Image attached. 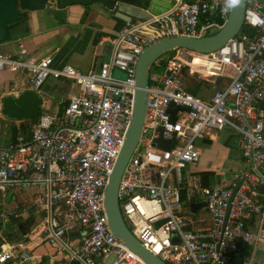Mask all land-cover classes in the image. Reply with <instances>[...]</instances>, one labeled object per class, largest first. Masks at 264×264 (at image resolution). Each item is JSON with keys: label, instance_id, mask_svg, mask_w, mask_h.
I'll list each match as a JSON object with an SVG mask.
<instances>
[{"label": "built area", "instance_id": "built-area-1", "mask_svg": "<svg viewBox=\"0 0 264 264\" xmlns=\"http://www.w3.org/2000/svg\"><path fill=\"white\" fill-rule=\"evenodd\" d=\"M171 1L163 12L125 23L112 40L111 57L88 72L56 66L50 55L21 59L0 51V70L30 73L31 88L40 94L50 76L77 89L38 116L30 139L20 134L0 145V202L11 191L34 189V205L43 212L36 239L56 247L70 264H146L112 232L105 205L132 119L138 57L160 38L221 28L232 9V0ZM244 26L253 30L247 42L236 36L209 53L180 48L161 57L151 72L140 139L146 150H134L119 203L137 239L168 264H233L241 246L264 243V0H247ZM194 80L199 94L188 90ZM172 104L189 108L178 110L174 122ZM226 127L237 131L244 163L229 179L232 185H204L199 175L187 179L186 168L201 157L197 142ZM160 128L171 141L169 150L155 142ZM201 201L207 202L210 224L189 229L193 221L181 209ZM20 215V209L0 211V218ZM75 229L79 236L72 239ZM26 247L4 241L0 264H25L33 258ZM245 264H259L256 250Z\"/></svg>", "mask_w": 264, "mask_h": 264}, {"label": "crops", "instance_id": "crops-1", "mask_svg": "<svg viewBox=\"0 0 264 264\" xmlns=\"http://www.w3.org/2000/svg\"><path fill=\"white\" fill-rule=\"evenodd\" d=\"M171 5V0H141L135 4L117 0L111 9L95 3L90 6L74 5L66 9L57 5L60 10L57 13H55L57 8L49 11V7L38 12L23 11L25 19L12 27L11 34L6 41L0 42V51L21 59H41L50 55L56 66L67 63L83 72H88L99 67L102 62L111 57L112 40L115 33L125 23L147 19L151 14L163 12ZM11 72H13L12 69L0 70V121L6 118L2 113L3 98L7 95L18 96L24 89H31L29 86L17 92L13 88L14 83L17 85L16 81L7 77V74ZM53 85L52 94L58 101L67 99L77 90L71 81L65 79H56ZM239 143L240 141L238 142L240 151L238 163L241 168L244 163ZM203 144L204 147L200 148L202 156L198 164L202 167L200 169L209 170L201 174L207 175V180L211 185V176L216 175L221 168L225 167L232 149L229 146V140H220L216 134L212 139L203 140ZM34 195V191H31L29 196L25 195L26 198H20L18 209L22 214L18 217L20 221L17 223L22 222L23 226L17 231L11 230L13 240L6 241L22 242L27 246L26 249L30 251L33 258L25 264H55L56 262L70 264L66 255L59 252L56 247L40 238L36 239L39 235L37 229L43 212L35 207ZM210 218L211 214L210 217H206L201 213L198 219L192 220L188 228L192 230L206 228L210 224ZM0 233L4 237L8 232L1 228ZM26 234H30L29 237H26ZM77 236H79L78 229L71 231L72 239H77ZM248 247L244 246L249 250ZM257 248H261L264 253V243L258 245ZM4 264H18V262L9 260Z\"/></svg>", "mask_w": 264, "mask_h": 264}, {"label": "water", "instance_id": "water-1", "mask_svg": "<svg viewBox=\"0 0 264 264\" xmlns=\"http://www.w3.org/2000/svg\"><path fill=\"white\" fill-rule=\"evenodd\" d=\"M53 1H55V6L51 3ZM115 1L117 0H0V41H6L9 38L12 29L11 25L17 24L25 19V16L21 14L23 11L38 12L44 11L48 7L49 11H52L54 8L58 7L57 5H59L60 8L66 9L74 5L90 6L95 3H100L104 7L111 9L114 6ZM119 1L128 4H135L141 0ZM246 4L247 0H236L235 3H232V9L228 15V19L221 28L213 27L201 36L173 35L160 38L146 45L138 57L136 64L137 88L134 95L132 119L126 132L123 147L116 159L114 169L105 190V205L112 232L123 245L138 255L146 264L168 263L146 248L128 227L120 209L119 186L127 164L142 137L147 116L149 97L148 88L152 69L161 57L180 48L209 53L224 47L230 39L238 36L241 29L244 27ZM58 11H60L58 8L55 9V13ZM42 104L43 98L39 92L34 89H26L18 96H5L3 98L2 113L8 118L19 121L25 119L31 120L40 115ZM178 110H189V108L172 104L169 108V112L173 122L176 121ZM159 131L160 136L155 139L156 144L161 149H171V141L163 138L162 128H160ZM199 161L192 163L191 165L198 164ZM204 171L209 170L201 169L197 172V174L200 173L199 178L202 181L203 177L201 173ZM240 184L241 181L233 187L226 219L229 215L231 202ZM231 185V182L223 184V186L226 187ZM190 208L192 212H196L202 208H206V210L209 211L206 201L194 202L190 205ZM22 226L23 224L21 222L19 227L22 228ZM175 238L178 237L175 236ZM2 239L3 236L0 233V240ZM55 264H58V262Z\"/></svg>", "mask_w": 264, "mask_h": 264}, {"label": "rangeland", "instance_id": "rangeland-1", "mask_svg": "<svg viewBox=\"0 0 264 264\" xmlns=\"http://www.w3.org/2000/svg\"><path fill=\"white\" fill-rule=\"evenodd\" d=\"M252 31L253 30L250 27L244 26L241 29V31L239 32L238 38L244 39L247 42L250 39ZM6 70H11V69L7 68ZM227 74L230 75V77H231V76L235 75V70L230 68L227 70ZM7 75H8L7 77L16 81L18 86L14 83L13 88H15V90H17V92L20 91L22 88H26L29 86L31 87V84L29 82L30 73L25 74L21 71L13 70V72H11V74H7ZM65 80H67V79H65ZM53 81L55 83L56 79L54 77L50 76L46 80V82L43 84V86L41 87V90H42L41 96L43 98V104L41 105L40 111H52L55 108V105L57 104L58 100L55 99L54 94H52V91L54 88ZM68 81H70V80H68ZM191 82H192L191 84H193V86L194 85L198 86V84L195 80L191 81ZM24 90H26V89H24ZM212 133L216 134L220 138V140H226V139L229 140V146L232 149V153L228 157L226 164H225V167L221 168L217 172L216 175L211 176V185L216 186V185H223L224 182L229 180L231 178L232 174L237 169H239V167H240V165L238 163V158H239V154H240L239 147H238L239 135H238L237 131L235 129H233L232 127H226L225 129L220 130V131L214 130V131H212ZM197 144H198V147H200L201 149H202V147H204L202 140H199L197 142ZM138 149L142 150V151L146 150V142L141 141L138 145ZM200 168H202V167H200L199 164H194V165L189 164V166L185 170V177L190 180L193 175H199L200 173L197 174V172L201 170ZM221 181H222V183H221ZM31 191H35V190L30 189V190H25V191H23V190L11 191L8 198L5 201L0 202V211H4V210L8 211V210H13V209H18L19 205H20V202H19L20 198L21 197L26 198L25 195L29 196ZM32 201H33V199H32ZM181 212L186 217V219H188L189 221L198 219V217L200 216L201 213L205 214L206 217H210V212L207 211L206 208H202L198 212H192L190 206H188L186 204H184V207L181 209ZM21 214H22V212H21ZM18 221H20V220H18ZM125 221L131 230L132 229L131 223L127 220H125ZM19 224H20V222L17 223V221L12 217L11 218H0V227L5 232H10L11 230L17 231L19 229ZM3 239L5 241L6 240H10V241L13 240L11 237H8V236H4ZM247 246H249L248 248L251 251V253L256 250V263L264 264L263 250L261 248H256V246L253 244H248Z\"/></svg>", "mask_w": 264, "mask_h": 264}, {"label": "trees", "instance_id": "trees-1", "mask_svg": "<svg viewBox=\"0 0 264 264\" xmlns=\"http://www.w3.org/2000/svg\"><path fill=\"white\" fill-rule=\"evenodd\" d=\"M21 14L24 15L23 12ZM15 25L16 24L11 25V28L14 27ZM188 90L195 94H199V86H195V85L193 86V84H191L189 85ZM42 112L44 111H40V114ZM37 120H38V117L31 119V120L25 119V120L19 121V120L8 118L6 116L4 120L0 121V145L2 144L8 145L10 143H14L20 134L24 135L26 139H30L33 126L36 124ZM202 177H203L202 178L203 184L210 185L207 180V175L202 174ZM14 219L18 221V218H14ZM10 233L11 232H8L6 235L13 239L12 234ZM4 241H5L4 239L0 241V246ZM249 256H251V251L248 250L247 248H244V246H241L238 254L235 255L233 259V264H245V260ZM73 264H77V262Z\"/></svg>", "mask_w": 264, "mask_h": 264}, {"label": "clouds", "instance_id": "clouds-1", "mask_svg": "<svg viewBox=\"0 0 264 264\" xmlns=\"http://www.w3.org/2000/svg\"><path fill=\"white\" fill-rule=\"evenodd\" d=\"M236 2V0H232V3H235Z\"/></svg>", "mask_w": 264, "mask_h": 264}]
</instances>
